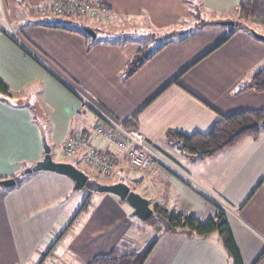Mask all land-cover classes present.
Returning a JSON list of instances; mask_svg holds the SVG:
<instances>
[{
    "label": "crops",
    "instance_id": "1",
    "mask_svg": "<svg viewBox=\"0 0 264 264\" xmlns=\"http://www.w3.org/2000/svg\"><path fill=\"white\" fill-rule=\"evenodd\" d=\"M53 1L0 0V82L9 92L0 94V180L16 182L0 188V264H36L35 247L66 214L72 217L67 228L37 264H90L113 250H134L132 229L139 225L118 197L72 191V181L51 172L17 180L42 159L43 138L52 158L63 157L75 134L86 141L68 158L78 170L97 173L85 162L93 147L113 159L110 175L120 177L104 185L131 184L152 211L157 206L204 222L220 209L242 264H264V132L203 159L166 140L169 132L206 134L220 116L264 109V92L242 90L254 72L264 71V42L218 24L237 21L240 0H61L105 9L96 19L55 14ZM83 27L95 32L94 40L76 33ZM10 32L117 122L141 132L165 164L132 169L123 154L92 136L94 114L84 109L76 117L78 98ZM166 43L126 77L135 54ZM74 196L78 205H68ZM98 200L107 204L92 203ZM157 240L144 264H231L215 234L160 233Z\"/></svg>",
    "mask_w": 264,
    "mask_h": 264
},
{
    "label": "trees",
    "instance_id": "2",
    "mask_svg": "<svg viewBox=\"0 0 264 264\" xmlns=\"http://www.w3.org/2000/svg\"><path fill=\"white\" fill-rule=\"evenodd\" d=\"M238 21L234 23V31L249 28L243 27V22L250 17L254 18L261 14L264 17V3L262 0H240L237 6ZM89 41L82 29L77 30ZM233 32L221 43L223 44ZM152 52L140 50L134 55L126 68V77L133 75L138 68L147 62L161 48ZM218 45V46H220ZM217 46V47H218ZM216 47V48H217ZM175 83V81L173 82ZM252 88L257 92H264V71H256L252 74L250 82L242 90ZM0 94L8 97V89L0 82ZM264 132V109L258 111H243L228 116H220L213 124L211 130L206 134L183 135L177 132H169L166 140L175 145L192 159H203L210 157L219 151L229 148L244 139L256 141ZM94 183L86 184L84 189L92 191ZM91 188V189H90ZM85 201L79 210H85ZM150 227H157L160 233L184 235L190 239H207L211 235H217L220 239L222 250L230 260L231 264H242L240 253L230 232L224 213L216 208L215 214L204 222L186 214H169L167 211L154 207L151 217L145 222ZM157 239L148 244L140 251L130 249L113 250L108 256L94 259L90 264H144L150 252L157 244Z\"/></svg>",
    "mask_w": 264,
    "mask_h": 264
},
{
    "label": "built area",
    "instance_id": "3",
    "mask_svg": "<svg viewBox=\"0 0 264 264\" xmlns=\"http://www.w3.org/2000/svg\"><path fill=\"white\" fill-rule=\"evenodd\" d=\"M52 11L58 15L73 14L85 16L88 19H96V17L105 12V9L90 7L86 3L80 4L76 2L54 0L52 3ZM10 39L20 47L24 53L41 63L63 87L78 98L80 107L79 110L75 112L76 117H80L81 111L84 109H87L94 114L97 121L91 129L92 136L123 154L132 169L147 171L150 168L160 167L165 164L161 155L155 150V148L148 144L145 136L141 132L125 128L104 109L95 105L72 83L61 76L57 71L48 67V65L38 57L18 35L10 32ZM85 145L86 141L81 135H71L63 145L62 154L66 158H73L78 150ZM85 162L92 170L100 175H109L115 168V163L112 158L104 156L100 151L93 147H89L87 150L85 154Z\"/></svg>",
    "mask_w": 264,
    "mask_h": 264
},
{
    "label": "water",
    "instance_id": "4",
    "mask_svg": "<svg viewBox=\"0 0 264 264\" xmlns=\"http://www.w3.org/2000/svg\"><path fill=\"white\" fill-rule=\"evenodd\" d=\"M221 26H233L232 21L218 22ZM82 31L92 40L95 39V32L90 27H83ZM248 33L256 40L264 42V34H260L253 29H248ZM43 157L40 161L32 166L24 169L22 175H31L38 172H51L68 178L73 183L72 191H81L88 182V177L82 171L78 170L70 163L56 162L51 155L50 147L45 139H42ZM14 179L0 180V188L8 189L15 186ZM92 191L99 194H111L122 202H124L131 210L130 217L137 218L142 222H146L152 215L153 211L150 208L149 202L140 195L132 192L129 187L123 183L112 185H97L92 186Z\"/></svg>",
    "mask_w": 264,
    "mask_h": 264
},
{
    "label": "rangeland",
    "instance_id": "5",
    "mask_svg": "<svg viewBox=\"0 0 264 264\" xmlns=\"http://www.w3.org/2000/svg\"><path fill=\"white\" fill-rule=\"evenodd\" d=\"M262 1L264 3V0H262ZM86 18L87 17H85V19ZM238 20L239 19L237 18V21ZM243 27L253 29V30H256V32L264 34V17H262L261 14L259 16L254 17V18L250 17L248 20L243 22ZM161 44L162 43H157L154 45V47L160 46ZM153 50L154 49H149V52H152ZM53 159L56 162H62V163H69L72 161V159H68V158H65L64 156L62 157L59 155H54ZM80 168L89 177V181L87 182L88 184H90V182H92V183L95 182L97 185H104L107 183L116 182L120 179V177L117 176L116 173H113L111 175L110 174L109 175H100L98 173L91 175L85 167L80 166ZM22 171H21V174L17 177L18 181L21 180L23 177L27 176V175H22ZM128 186H129L130 190L132 192H134L132 185L128 184ZM82 191L84 193H91L93 195V197H94V195L97 194L96 192H94V191L91 192L88 189H84ZM136 194L139 195V193H136ZM99 195H105V194H99ZM76 197L77 196H74L72 203H69L68 205H76V204L78 205V203L75 201ZM90 203L91 202L89 200L87 202V204L90 205ZM92 203L94 205L107 204L105 201H102L100 203V200L94 201ZM124 205H126V204L124 203ZM71 218L72 217L68 216V214H66L65 216L63 215V217L60 218L57 221V223L49 229V231L45 237V241H44V244L46 246H44V244H42V245H38L37 247H35V255L31 258V261H35L37 264L39 261L42 260L43 255L46 253V251L49 250L52 245H55L59 241L62 232L67 228V225L70 222ZM131 219H132L133 223L139 225V228L138 229H134V228L132 229V233L135 234V236H136V238H135L136 245L133 247L134 250H132V249H130V250L135 251V252H140V251L144 250L148 246V244H150L151 242H153L154 240H156L158 238L160 231L158 230L157 227H150V226L146 225L145 222H142V221L138 220L137 218L132 217ZM57 239H58V241H57ZM37 242H40V241L38 240ZM136 250H138V251H136ZM39 253H41V254H39ZM38 256H40V257H38Z\"/></svg>",
    "mask_w": 264,
    "mask_h": 264
}]
</instances>
